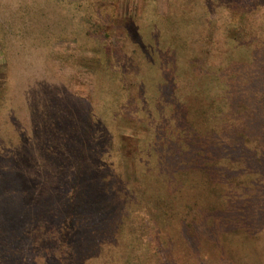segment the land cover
<instances>
[{"label": "rangeland", "instance_id": "rangeland-1", "mask_svg": "<svg viewBox=\"0 0 264 264\" xmlns=\"http://www.w3.org/2000/svg\"><path fill=\"white\" fill-rule=\"evenodd\" d=\"M0 91V264H264V0H0Z\"/></svg>", "mask_w": 264, "mask_h": 264}, {"label": "trees", "instance_id": "trees-1", "mask_svg": "<svg viewBox=\"0 0 264 264\" xmlns=\"http://www.w3.org/2000/svg\"><path fill=\"white\" fill-rule=\"evenodd\" d=\"M5 91V90H4ZM3 92L0 91V106L2 105L3 101H2V96H3ZM2 110V109H1ZM0 110V111H1ZM1 122V121H0ZM220 165H214V168H219ZM58 186V185H57ZM37 188V187H36ZM30 215H22L21 217H19L20 219L16 222H9L7 223V225H5L2 228V231H4L5 236V244L7 245V247H10L12 242H13V238H14V233L13 230L18 226V236L15 238V240H19L21 238L26 237L28 234H31L33 237L37 238V239H45V240H49L51 239L54 241H57L59 243V249L62 248L63 245H65V236L67 233V229H68V218H62L59 219L58 218V209L56 207H52L51 209L47 212H45V214H41L39 213V215H34L32 212L28 213ZM24 218V220H30L29 223H20L22 221V219ZM57 218L59 220H57ZM124 223L120 222L118 223V226H120V228L124 227ZM51 237V238H50ZM35 242V241H34ZM133 241L130 240L129 244L127 245V247L132 248L133 247ZM153 248V247H152ZM47 250H50V247H46ZM146 249H150L149 246H146ZM142 250H144V248H142ZM155 249L153 248L152 251H154ZM145 251V250H144ZM143 251V252H144ZM54 252H59L58 250L54 249ZM60 253V252H59ZM127 258V257H126ZM144 259H141V264L144 262ZM129 260H131L132 263H134V258H132L129 255ZM161 262V257L159 256L157 258V262L155 264H159ZM46 264V263H45Z\"/></svg>", "mask_w": 264, "mask_h": 264}]
</instances>
